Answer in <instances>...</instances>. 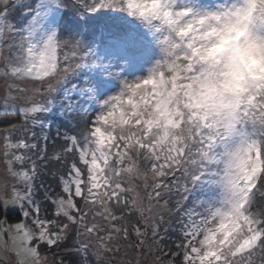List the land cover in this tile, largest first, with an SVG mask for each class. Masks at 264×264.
<instances>
[{
  "label": "snow or ice",
  "instance_id": "snow-or-ice-1",
  "mask_svg": "<svg viewBox=\"0 0 264 264\" xmlns=\"http://www.w3.org/2000/svg\"><path fill=\"white\" fill-rule=\"evenodd\" d=\"M0 214V264H264V0H0Z\"/></svg>",
  "mask_w": 264,
  "mask_h": 264
},
{
  "label": "trees",
  "instance_id": "trees-1",
  "mask_svg": "<svg viewBox=\"0 0 264 264\" xmlns=\"http://www.w3.org/2000/svg\"><path fill=\"white\" fill-rule=\"evenodd\" d=\"M200 2L203 3V4H215V3L222 2V0H200ZM47 178L48 179L49 178H52L51 174H49L47 176ZM2 217H3V215L0 214V218H2ZM15 219H16V217L15 216H12V217H10L9 222L13 223V222H15ZM54 250H56V249H54ZM56 251H60L62 254L64 253V250L63 249H59V250H56ZM66 264H68L67 258H66Z\"/></svg>",
  "mask_w": 264,
  "mask_h": 264
},
{
  "label": "rangeland",
  "instance_id": "rangeland-1",
  "mask_svg": "<svg viewBox=\"0 0 264 264\" xmlns=\"http://www.w3.org/2000/svg\"><path fill=\"white\" fill-rule=\"evenodd\" d=\"M55 133V129H53V134ZM51 143V142H50ZM48 182H52V178H47ZM4 217L0 218L3 219ZM11 223V222H10ZM161 233H163V226L161 227ZM166 243H171V239L169 241H166ZM56 251V250H54ZM130 258L133 260V262L135 261V254L134 253H130ZM141 261L142 264H150V258L147 257H141Z\"/></svg>",
  "mask_w": 264,
  "mask_h": 264
}]
</instances>
